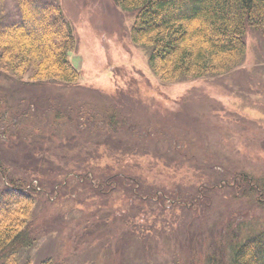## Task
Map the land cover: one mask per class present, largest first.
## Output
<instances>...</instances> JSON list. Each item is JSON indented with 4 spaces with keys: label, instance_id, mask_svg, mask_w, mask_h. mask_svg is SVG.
I'll list each match as a JSON object with an SVG mask.
<instances>
[{
    "label": "rangeland",
    "instance_id": "obj_1",
    "mask_svg": "<svg viewBox=\"0 0 264 264\" xmlns=\"http://www.w3.org/2000/svg\"><path fill=\"white\" fill-rule=\"evenodd\" d=\"M56 1L73 28L70 59L81 75L67 86L20 82L0 72V142H7L13 160L12 151H21L9 137L29 134L37 140L23 146L33 142L56 159L64 151L48 135L58 134L54 140L62 138L74 153L91 157L97 150L88 164L74 161L82 164L78 171L89 170L100 184L117 173L125 176L117 184L137 180L140 197L129 187L127 197L122 186L100 196L86 183L82 197L69 187L55 200L52 180L4 164L12 179L46 190L36 194L22 260L231 264L235 247L264 230L261 32L247 27L245 59L230 72L165 83L131 39L133 13L115 0ZM7 183L0 170V189ZM115 210L121 212L111 216Z\"/></svg>",
    "mask_w": 264,
    "mask_h": 264
},
{
    "label": "trees",
    "instance_id": "obj_2",
    "mask_svg": "<svg viewBox=\"0 0 264 264\" xmlns=\"http://www.w3.org/2000/svg\"><path fill=\"white\" fill-rule=\"evenodd\" d=\"M115 1L121 9L134 14L131 39L148 52L151 71L165 83L226 74L245 59L248 26L259 30L264 37V0ZM0 8L1 73L26 83L50 82L70 86L77 82L81 73L70 59V52L76 48V39L56 0H0ZM89 128L92 126L88 124ZM51 134L48 136L57 142L53 144L55 149L64 151L57 153L56 159L47 156L33 142L23 146L24 142L35 141L36 138L29 134L9 137L17 140L15 147L21 151H12L16 157L13 160L5 149L7 142H0V170L8 180L0 189V264H32L29 259L22 260L20 249L29 239V222L37 203L36 194L43 188L41 184L38 187L27 184V180L12 179V173L4 164L14 163L10 167L52 180L49 185L56 194L55 200L63 199L69 187L74 189L75 195L82 197V191L87 189L86 183H90L95 192L98 190L100 196L107 195L106 189L112 192L122 186L126 196L129 187L131 196L140 197L141 185L137 180H133L132 186H123V182L117 184L125 178L117 173L100 184L89 170L78 171L82 164L76 166L74 161L82 160L83 165L88 164L96 157L97 150L88 152L91 157L80 151L74 153V147L67 146L62 138L54 140L58 134ZM89 141L92 146L101 142ZM38 151L42 155L38 156ZM69 164H73L76 170H68ZM60 174L65 178L53 181ZM70 180L76 182L71 184ZM62 190L65 194L60 192ZM160 196L156 194L152 198L158 200ZM173 200L177 204L182 202L178 197ZM129 201L133 203V199ZM120 212L115 210L110 215L118 216ZM40 264H52V260L45 259ZM231 264H264V230L235 247Z\"/></svg>",
    "mask_w": 264,
    "mask_h": 264
}]
</instances>
